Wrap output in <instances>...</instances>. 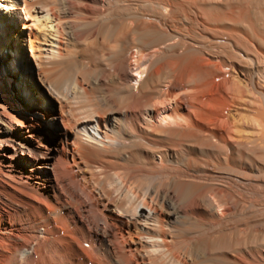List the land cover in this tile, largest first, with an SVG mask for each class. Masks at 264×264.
Here are the masks:
<instances>
[{
	"label": "bare ground",
	"instance_id": "bare-ground-1",
	"mask_svg": "<svg viewBox=\"0 0 264 264\" xmlns=\"http://www.w3.org/2000/svg\"><path fill=\"white\" fill-rule=\"evenodd\" d=\"M0 68V264H264V0H0Z\"/></svg>",
	"mask_w": 264,
	"mask_h": 264
},
{
	"label": "rangeland",
	"instance_id": "rangeland-1",
	"mask_svg": "<svg viewBox=\"0 0 264 264\" xmlns=\"http://www.w3.org/2000/svg\"><path fill=\"white\" fill-rule=\"evenodd\" d=\"M16 3H17V5H19V0H16ZM23 30V29H22ZM24 38H23V40H24V44H25V40H26V37L28 38V34H27V36H23ZM78 59V58H77ZM137 65H138V63H137V58H136V55H133V57H132V59L130 60V68L131 69H133L132 70V75L136 78V79H139L140 78V75H141V70L140 69H137ZM1 70H3L2 68H0V72H1ZM6 73L5 72H3L2 71V73L0 74V83L2 84V80H7L6 79V75H5ZM37 78H36V76H35V74H34V80L36 81V83L38 84L39 82L36 80ZM9 88H10V86H9ZM76 101V100H75ZM75 101H73V102H75ZM161 116V117H160ZM159 117H158V120H160V122H163V116L164 115H160ZM162 118V119H161ZM164 121H165V119H164ZM25 125L24 126H28L29 127V125L30 124H34V121L32 120V117H27V118H25V123H24ZM22 130L24 131V132H26L28 129L26 128V127H23L22 128ZM36 130L38 131V132H40V127L39 128H36ZM45 134V137H47V133L46 132H44ZM57 137V135H56V133L54 132L53 134H52V138L54 139V138H56ZM46 139H48L47 141H46V145L44 144V143H42V140L40 141V142H37V141H31V139H30V137H28V140H30L31 142H30V145H34L35 147H37V148H41L44 152H47L48 153V157H49V161H51V158L55 155V153L60 149V145L59 144H57V142H52L51 140H49V137L48 138H46Z\"/></svg>",
	"mask_w": 264,
	"mask_h": 264
}]
</instances>
